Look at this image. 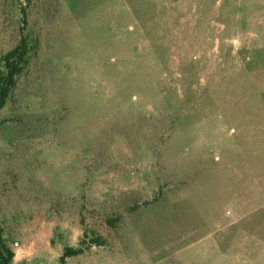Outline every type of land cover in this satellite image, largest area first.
Returning <instances> with one entry per match:
<instances>
[{
    "label": "rangeland",
    "instance_id": "374dc122",
    "mask_svg": "<svg viewBox=\"0 0 264 264\" xmlns=\"http://www.w3.org/2000/svg\"><path fill=\"white\" fill-rule=\"evenodd\" d=\"M12 264H264V0H0Z\"/></svg>",
    "mask_w": 264,
    "mask_h": 264
},
{
    "label": "trees",
    "instance_id": "16d2710c",
    "mask_svg": "<svg viewBox=\"0 0 264 264\" xmlns=\"http://www.w3.org/2000/svg\"><path fill=\"white\" fill-rule=\"evenodd\" d=\"M30 47L23 40L21 44L5 55L3 66H0V112L7 105L13 91L17 87L19 76L29 64ZM82 249L67 248L61 258V264H67V258L79 255ZM15 252L8 245L0 224V264H12Z\"/></svg>",
    "mask_w": 264,
    "mask_h": 264
}]
</instances>
